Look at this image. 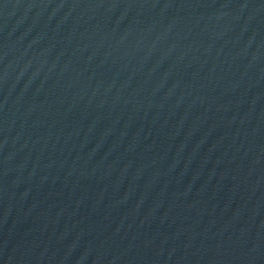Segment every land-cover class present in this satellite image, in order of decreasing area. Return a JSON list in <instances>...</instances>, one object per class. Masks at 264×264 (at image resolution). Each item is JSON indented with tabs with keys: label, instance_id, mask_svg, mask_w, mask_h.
I'll return each mask as SVG.
<instances>
[{
	"label": "water",
	"instance_id": "water-1",
	"mask_svg": "<svg viewBox=\"0 0 264 264\" xmlns=\"http://www.w3.org/2000/svg\"><path fill=\"white\" fill-rule=\"evenodd\" d=\"M0 264H264V0H0Z\"/></svg>",
	"mask_w": 264,
	"mask_h": 264
}]
</instances>
